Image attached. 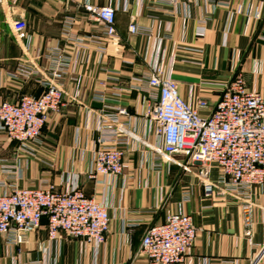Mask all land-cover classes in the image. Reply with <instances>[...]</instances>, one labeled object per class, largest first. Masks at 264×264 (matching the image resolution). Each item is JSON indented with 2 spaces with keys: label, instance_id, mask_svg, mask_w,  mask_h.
Wrapping results in <instances>:
<instances>
[{
  "label": "crops",
  "instance_id": "obj_1",
  "mask_svg": "<svg viewBox=\"0 0 264 264\" xmlns=\"http://www.w3.org/2000/svg\"><path fill=\"white\" fill-rule=\"evenodd\" d=\"M83 2L0 0V103L41 95L60 50L70 61L61 81L63 105L48 115L39 139L29 142L32 155H19L16 142L0 130V195L12 185L51 184L63 191L77 182L86 197L107 204L108 231L97 247L62 233L49 239L42 219L20 246L0 235V264H149L139 249L143 233L179 211L190 216L196 229L180 264H264V185L250 191L248 238L241 203L219 191L204 193L200 173L206 170L207 179L215 182L218 168L168 160L146 116L153 101L147 92L131 88L133 77L160 68L177 82L184 102L195 106L199 99L207 101L209 108L200 111L205 116L223 86L239 75L264 101V0H90L115 8V43L84 12ZM66 17L74 19L72 32L82 49L64 42ZM15 20L26 24L19 42L10 29ZM130 24L138 32L130 33ZM19 66L32 75H18ZM97 92L102 102L94 100ZM117 109L125 111L119 115L127 141L121 147L125 169L116 177L89 178L100 135L98 116Z\"/></svg>",
  "mask_w": 264,
  "mask_h": 264
},
{
  "label": "built area",
  "instance_id": "obj_2",
  "mask_svg": "<svg viewBox=\"0 0 264 264\" xmlns=\"http://www.w3.org/2000/svg\"><path fill=\"white\" fill-rule=\"evenodd\" d=\"M212 1V0H208ZM82 9L99 24L103 34L113 43L118 41L115 29V8L109 4L99 6L84 0ZM74 19L66 17L61 26L64 42L82 49V43L73 34ZM14 39L19 42L26 30L22 20L10 25ZM130 33L138 32L135 24ZM98 50L104 52L101 41ZM54 68L44 77V91L38 97L22 96L15 102L0 103V130L16 142L19 155H32L29 142H36L50 113L60 110L65 92L62 79L68 71L69 59L62 50L55 55ZM75 59L71 65L75 67ZM73 69V68H72ZM17 74L32 75V71L19 66ZM131 88L145 91L153 103L146 116L153 133L160 138V152L170 161L182 158L186 162L213 164L218 168V179L209 181L206 170L200 173L204 193L219 191L241 203L245 236L250 238L252 227L253 186L264 185V101L256 91H249L244 80L237 75L230 79L219 93L217 101L207 115L201 110L209 108L204 99L195 106L184 102L178 95L177 82L160 68H150L149 74L133 77ZM78 88L73 99L76 101ZM102 102V93L94 94ZM122 109L101 112L98 116L100 135L92 153L89 178L116 177L122 174L123 124L119 115ZM156 147V146H155ZM154 146L152 148L155 149ZM156 148L155 150H157ZM9 168H3L8 173ZM4 185V184H2ZM46 219L49 239L58 234L83 239L99 246L108 231L110 217L108 206L94 197H86L73 182L58 191L47 184L39 188H18L15 185L0 195V235L7 243L20 246L29 233L38 229ZM196 229L190 216L182 211L169 213L162 223L148 227L139 245L140 252L149 264H180L190 251Z\"/></svg>",
  "mask_w": 264,
  "mask_h": 264
}]
</instances>
